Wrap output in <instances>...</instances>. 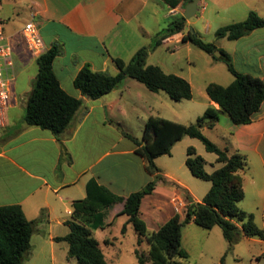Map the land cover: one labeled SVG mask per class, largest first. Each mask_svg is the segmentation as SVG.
<instances>
[{"label": "crops", "instance_id": "crops-1", "mask_svg": "<svg viewBox=\"0 0 264 264\" xmlns=\"http://www.w3.org/2000/svg\"><path fill=\"white\" fill-rule=\"evenodd\" d=\"M22 1L27 3L28 22L36 26L45 50L53 44L61 46V53L53 62V71L63 90L80 99L82 106L59 137L48 130L25 124L24 109L21 110L20 118H16L17 114L12 118L7 113L8 106L5 126L0 128V207L19 205L27 220H38L31 236V252L36 246L41 251L45 244L50 246L52 253L57 247L68 252L67 243L57 242L55 238L68 234L66 221L71 218L72 204L86 197L89 181H95L114 195L127 197L154 179L153 175L146 172L143 159L135 153V144L120 130V120L116 122L112 118L116 110L123 114V92L115 89L92 100L73 86L74 77L86 63L94 71L110 70L109 74L115 75L117 68L113 59L130 61L139 48L147 47L146 41L150 44L153 42L155 34L169 24L171 16L175 18L181 15L180 9H185L186 0H182L175 8H170L162 0ZM172 9L176 12L172 13ZM251 11L264 17V0H209L203 3L200 14L206 15L211 23L226 12L229 14L227 23L231 24L245 20ZM189 24L186 20L185 29ZM20 32L4 33L5 41L12 49L14 64L19 62L25 66L31 61L36 62V57L27 49ZM182 34L163 40L160 46L184 43L181 41ZM233 42L235 46L229 56L236 65V71L257 76L264 81V28L255 29ZM232 81L233 76L229 84ZM209 105L218 108L208 98ZM214 128L223 131L225 140L222 149L246 159V168L240 173L244 191V198L239 202L240 208L252 214L257 226L264 230V102L250 123L236 125L226 114H221L214 127L208 129ZM188 147L193 148L192 145ZM68 156L71 158L70 163ZM169 156H172L171 153ZM159 158L155 159V164L161 169L164 179L156 181L153 192L143 197L139 208V217L148 231L158 230L175 214L183 219L189 204L185 193L191 197V202L197 203L211 186L204 188V192L198 196L194 192L195 184H186L180 176L171 172V168L161 167L156 162ZM118 161L124 163V168L119 172L116 169ZM108 209L113 210V213L110 219L105 217L104 222L110 224L92 230L93 235L96 230L111 227L117 218L123 216L125 229L131 225L127 223L126 215L112 219L113 214L120 209L119 204ZM192 226L196 225L190 221L182 227L181 242L188 257L185 239L199 235L189 233L194 230ZM133 232L135 256L139 246L134 229ZM120 234L117 238L109 239L93 236L108 263L119 264L116 261L120 256L118 245L124 233ZM210 234L203 233L202 236L207 240ZM241 238L262 245L255 260L257 264H264V239ZM102 245L107 248V254ZM144 245L148 249L147 244Z\"/></svg>", "mask_w": 264, "mask_h": 264}, {"label": "trees", "instance_id": "trees-1", "mask_svg": "<svg viewBox=\"0 0 264 264\" xmlns=\"http://www.w3.org/2000/svg\"><path fill=\"white\" fill-rule=\"evenodd\" d=\"M162 1L170 8H175L182 0ZM191 1L186 0L185 6ZM185 23L186 19L181 14L155 34L150 47L139 48L130 61L113 59L117 68L115 75L94 71L86 63L74 77L73 86L92 100L111 93L125 78L135 79L152 92L164 91L174 101L189 100L192 98L189 82L165 73L159 66L146 64L151 49L159 47L163 40L178 33H183L182 42H189L213 59L222 60L233 76V81L227 86L215 83L206 86L209 100L218 108L207 106L195 123L184 125L149 116L141 140L124 133L135 144V153L143 159L146 172L153 175L154 179L127 197L114 195L93 180L88 182L86 197L72 204L71 218L66 221L68 234L55 238L57 242L67 243L68 258L76 260L78 264H112L106 261L92 230L110 224L104 222V210L115 204H119L120 209L113 214L112 219L126 215L127 223L133 226L137 235V245L145 242L148 246L146 254L135 250L138 264H185L182 261L188 259V253L181 242L182 227L190 221L205 230L220 227L227 242V252L233 249L242 236L264 239V230L257 226L253 215L238 206L244 198L240 173L246 168V159L237 153L228 154L226 149L217 147L201 131L204 126L213 128L220 114H226L236 125L250 123L264 102V81L257 76L237 72L230 56L223 50H220L219 58L215 57V44L204 42L189 30L185 32ZM258 28H264V17L251 11L245 20L219 27L215 35L216 38L234 41ZM60 53L61 46L53 44L36 58L37 74L26 99L23 115L25 124L48 130L55 137L68 128L82 106L80 99L63 90L53 71V62ZM186 136L201 141L206 151L216 155V163L221 166L211 173L206 172L203 158L196 154L194 148L188 147L186 167L192 176L210 182V189L197 203L191 202V197L185 193L189 204L184 218L175 214L158 230L148 231L139 217V208L143 197L153 192L156 181L164 179L155 159L170 155L172 147ZM67 160L71 162L70 156ZM37 221L27 220L19 205L0 207V264H24L31 250V236ZM124 231L125 225L121 233ZM223 259L224 256L221 261Z\"/></svg>", "mask_w": 264, "mask_h": 264}, {"label": "rangeland", "instance_id": "rangeland-1", "mask_svg": "<svg viewBox=\"0 0 264 264\" xmlns=\"http://www.w3.org/2000/svg\"><path fill=\"white\" fill-rule=\"evenodd\" d=\"M209 0L198 2L197 14L188 19L190 24L186 31L195 33L206 43H214L217 49L214 53L223 50L228 55L235 46L233 41L226 38H216L215 32L221 26L228 24V13L219 16V19L212 21L204 14H200L203 3ZM27 3L22 0H0V19L3 24L4 33L10 34L13 31L22 30L25 24L30 20ZM184 13V7L180 9ZM221 18V19H220ZM174 19L171 16L168 23ZM210 23V26H209ZM167 24V23H166ZM164 25V27L166 26ZM21 34V32H20ZM5 35V34H4ZM22 35V34H21ZM152 44V43H151ZM149 41H146L147 47H150ZM59 45V44H58ZM213 53V54H214ZM219 58V57H217ZM231 58V57H230ZM232 60V59H231ZM146 62L151 65L159 66L165 73L174 74L185 79L192 88V98L189 100L174 101L168 97L164 91L152 92L142 83L132 78H125L117 91L123 92L124 111L119 114L116 110L112 113V118L117 122L120 120V130L132 137L141 140L144 133L145 122L150 115L160 116L162 118L189 125L196 122V119L203 114L208 106V96L206 86L209 83H215L222 86L229 84L232 75L227 70L222 60H215L211 55L197 48L189 42L172 43L165 46H159L149 51ZM236 70V65L232 61ZM109 74V71H104ZM37 74V65L31 61L25 66L21 63H15L13 73H9V106L7 113L12 118H20L21 110L24 109L26 99L30 93L34 78ZM221 115V114H220ZM219 115V116H220ZM203 135L208 138L217 147H224V134L221 128L208 129L201 128ZM188 137V136H187ZM191 142V144H187ZM126 143V142H125ZM192 145L197 155L201 156L205 162L204 169L211 173L220 164L216 163V155L205 150L204 145L196 138H186L182 142H177L172 148L171 155H163L156 161L161 167L171 168V172L180 176L182 180L191 186L196 185L194 192L200 196L210 183L200 180L190 173L184 164L187 147ZM124 168V163H116L117 171ZM248 169L246 170V172ZM240 207V204L238 203ZM113 210H104L106 219H110ZM124 216L117 218L114 224L105 230L94 231V237L101 239L107 237H119L123 227ZM194 227L189 233H199V235L188 236L185 239V246L189 250V257L182 261L185 264H257L256 257L260 254L261 244L252 240L241 238L233 249L227 252V242L223 238L220 227L214 226L206 231L198 226ZM124 231L123 238L120 240L118 249L120 256L116 260L119 264H138L133 254L134 232L131 225H128ZM187 233V229L185 230ZM203 233H211L207 240L202 236ZM145 242L139 245L138 250L141 253L147 252ZM107 254V248L102 245ZM224 256L223 261L221 258ZM24 264H78L76 260L69 259L66 249L56 248L53 253L49 245H44L39 251L36 246L35 250L27 254ZM262 264V263H261Z\"/></svg>", "mask_w": 264, "mask_h": 264}, {"label": "built area", "instance_id": "built-area-1", "mask_svg": "<svg viewBox=\"0 0 264 264\" xmlns=\"http://www.w3.org/2000/svg\"><path fill=\"white\" fill-rule=\"evenodd\" d=\"M171 12L175 13L176 10L172 9ZM21 34L32 56L37 58L45 52L43 41L36 26L32 22L25 24L21 30ZM13 67L12 49L5 41L3 24L0 19V128L5 126L6 111L9 106L8 102L10 98L8 73L13 71Z\"/></svg>", "mask_w": 264, "mask_h": 264}, {"label": "water", "instance_id": "water-1", "mask_svg": "<svg viewBox=\"0 0 264 264\" xmlns=\"http://www.w3.org/2000/svg\"><path fill=\"white\" fill-rule=\"evenodd\" d=\"M198 2H199V0H192L190 3L186 4L185 9H184V13H183V17L186 20L195 16L196 11H197ZM214 56L220 57L221 53L216 51L214 53Z\"/></svg>", "mask_w": 264, "mask_h": 264}]
</instances>
